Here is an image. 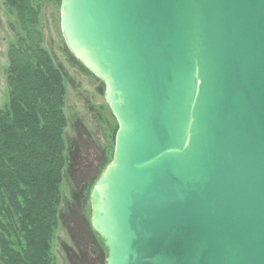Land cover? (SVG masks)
<instances>
[{
  "label": "water",
  "instance_id": "95a60500",
  "mask_svg": "<svg viewBox=\"0 0 264 264\" xmlns=\"http://www.w3.org/2000/svg\"><path fill=\"white\" fill-rule=\"evenodd\" d=\"M105 84V264H264V0H61Z\"/></svg>",
  "mask_w": 264,
  "mask_h": 264
},
{
  "label": "trees",
  "instance_id": "16d2710c",
  "mask_svg": "<svg viewBox=\"0 0 264 264\" xmlns=\"http://www.w3.org/2000/svg\"><path fill=\"white\" fill-rule=\"evenodd\" d=\"M44 1L5 0L18 25L10 24L9 97L0 108L1 264L54 262L67 165V81L45 43Z\"/></svg>",
  "mask_w": 264,
  "mask_h": 264
},
{
  "label": "rangeland",
  "instance_id": "374dc122",
  "mask_svg": "<svg viewBox=\"0 0 264 264\" xmlns=\"http://www.w3.org/2000/svg\"><path fill=\"white\" fill-rule=\"evenodd\" d=\"M12 22L18 25L16 15L9 11L5 0H0V108L9 97L6 69L8 47L14 40ZM41 28L67 81V165L51 250L53 264H105L104 242L90 223V193L113 157L118 124L106 102L104 82L87 71L66 44L57 0L43 2Z\"/></svg>",
  "mask_w": 264,
  "mask_h": 264
}]
</instances>
